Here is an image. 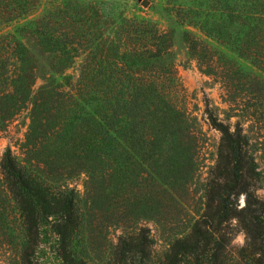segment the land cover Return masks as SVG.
Returning a JSON list of instances; mask_svg holds the SVG:
<instances>
[{
	"label": "trees",
	"instance_id": "obj_1",
	"mask_svg": "<svg viewBox=\"0 0 264 264\" xmlns=\"http://www.w3.org/2000/svg\"><path fill=\"white\" fill-rule=\"evenodd\" d=\"M76 1L51 9L46 0H0V130L21 111L29 119L19 155L7 146L0 160V249L15 264H43L38 252L49 234L56 264H264L257 192L264 174L240 121L221 120L205 100L220 144L204 202L191 208L176 185L187 187L180 175L196 146L182 137L194 138V130L173 98L172 67L155 64L168 52L169 33L130 17L104 32ZM218 2L217 23L202 33L226 50L187 36L189 53L222 84L231 108L262 120L264 0ZM26 39L49 56L50 75L37 89ZM75 64L76 74L67 73ZM79 174L89 192L84 205L65 183ZM146 219L174 231L161 255ZM110 226L121 234L106 252ZM239 232L245 241L233 250Z\"/></svg>",
	"mask_w": 264,
	"mask_h": 264
},
{
	"label": "rangeland",
	"instance_id": "obj_2",
	"mask_svg": "<svg viewBox=\"0 0 264 264\" xmlns=\"http://www.w3.org/2000/svg\"><path fill=\"white\" fill-rule=\"evenodd\" d=\"M48 8L61 5L71 7L73 0H46ZM78 3L86 2L94 14V22L104 32L111 33L121 29L125 17L135 19H146L165 29L170 35V47L156 65L172 67L179 82V88L173 92V98L182 107L188 116V125L194 130V138H184L182 141L187 145H195L196 148L188 150L189 157L183 163L184 169L180 177L187 181V187L176 185L183 200L198 210L204 202V188L208 170L215 164L220 144V133L213 128L205 112V100L217 116L230 124L236 120L240 121L243 131L249 141V152L254 156L264 174V112L263 119L252 118L238 109L231 108L227 95L222 84L213 76L208 75L199 66L188 50L186 37L199 38L208 42L217 51L226 50L225 47L216 44L202 32L206 25L212 22L217 23L221 13V5L218 0H77ZM76 1V2H77ZM144 1L147 4L144 5ZM75 2V3H76ZM74 3V6L76 5ZM78 5V4H77ZM79 9V8H77ZM71 12V11H70ZM29 56L35 65L34 88L37 89L50 75L49 56L40 48L35 46L29 39L25 40ZM237 62L244 69L252 70V65L243 59L236 58ZM78 63V60H77ZM77 64L67 70V73L76 74ZM60 79V78H57ZM239 114V115H238ZM29 123L28 112L21 111L7 125L0 130V160L3 151L9 146L13 153L19 155V147L24 139V134ZM180 137V136H179ZM189 170H192L191 172ZM189 171V173H188ZM187 172V173H186ZM86 176L79 174L65 183L76 187L84 205L88 190L85 189ZM3 183V176L0 172V187ZM187 188V190H186ZM258 194L264 196V179ZM242 203V198L240 199ZM141 224L150 231L152 248L156 255L163 254L174 237V231L166 226H160L152 219L141 220ZM121 230L114 226L107 227L104 232L106 252L113 245ZM245 241L242 232L237 233L231 246L233 250L240 247ZM38 259L43 264H56L53 255V237L46 234L42 237L38 252ZM14 254L5 249H0V264H15Z\"/></svg>",
	"mask_w": 264,
	"mask_h": 264
},
{
	"label": "water",
	"instance_id": "obj_3",
	"mask_svg": "<svg viewBox=\"0 0 264 264\" xmlns=\"http://www.w3.org/2000/svg\"><path fill=\"white\" fill-rule=\"evenodd\" d=\"M144 5H146L147 4V1H144V3H143Z\"/></svg>",
	"mask_w": 264,
	"mask_h": 264
}]
</instances>
